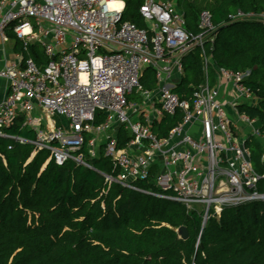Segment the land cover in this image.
Instances as JSON below:
<instances>
[{
	"label": "built area",
	"instance_id": "2783aa9c",
	"mask_svg": "<svg viewBox=\"0 0 264 264\" xmlns=\"http://www.w3.org/2000/svg\"><path fill=\"white\" fill-rule=\"evenodd\" d=\"M110 1L0 0V41L8 40V30L21 41L15 59L0 67L7 88L0 135L45 148L56 163L72 158L88 165L78 150L87 142L96 156L102 144L117 168L104 174L107 181L196 209L202 225L224 206L264 200L257 189L264 173L254 170L245 144L263 135L257 118L238 110L239 103L256 102L243 83L249 71L218 66L215 82L205 77L189 98L174 90L184 54L198 47L204 69L210 62L204 56L216 31L210 10H200L192 33L173 1L144 0L139 11L146 27L122 18V0L112 7ZM229 17L264 22V11L237 10ZM32 43L45 62L30 55ZM145 67L153 70V88L141 82ZM19 113L34 139L3 132ZM164 115L179 120L159 136L151 126ZM120 128L128 135L123 147ZM141 179L156 189L138 187Z\"/></svg>",
	"mask_w": 264,
	"mask_h": 264
},
{
	"label": "trees",
	"instance_id": "16d2710c",
	"mask_svg": "<svg viewBox=\"0 0 264 264\" xmlns=\"http://www.w3.org/2000/svg\"><path fill=\"white\" fill-rule=\"evenodd\" d=\"M122 1V18L146 27L139 11L144 0ZM169 1L182 11L192 33L203 8L210 10L216 25L212 42L205 46L210 62L204 69L198 47L184 54V74L174 90L189 98L205 77L210 85L215 82L218 66L248 70L243 83L256 102L239 103L238 110L256 117L264 135V22L229 17L237 10L260 13L264 0ZM7 35L16 38L19 50L20 39L10 30ZM29 52L39 64L45 62L39 44H30ZM140 79L144 87H155L150 67ZM178 120L164 115L151 128L165 136ZM2 130L35 137L21 113ZM118 139V146H125L128 135L122 128ZM245 144L254 170L263 174V143L249 137ZM78 151L88 165L72 158L56 163L49 150L0 135V264H264L263 199L224 206L219 217L202 225L196 209L107 181L104 174H116L117 168L103 154L102 144L96 156L89 154L87 142ZM135 182L156 189L147 180ZM257 189L264 192V178ZM181 225L187 228L186 238L178 234Z\"/></svg>",
	"mask_w": 264,
	"mask_h": 264
},
{
	"label": "crops",
	"instance_id": "0c3cea01",
	"mask_svg": "<svg viewBox=\"0 0 264 264\" xmlns=\"http://www.w3.org/2000/svg\"><path fill=\"white\" fill-rule=\"evenodd\" d=\"M116 2V0H114ZM18 52L16 46V38L14 36H8L6 42L0 41V67L5 62H10L15 59V54ZM7 93L6 83L0 78V99H2ZM39 113V111H37ZM46 126V124L44 125Z\"/></svg>",
	"mask_w": 264,
	"mask_h": 264
},
{
	"label": "water",
	"instance_id": "95a60500",
	"mask_svg": "<svg viewBox=\"0 0 264 264\" xmlns=\"http://www.w3.org/2000/svg\"><path fill=\"white\" fill-rule=\"evenodd\" d=\"M177 231H178V234H179V236L181 238H186L187 235H188L187 228L184 225L179 226L178 229H177Z\"/></svg>",
	"mask_w": 264,
	"mask_h": 264
},
{
	"label": "rangeland",
	"instance_id": "374dc122",
	"mask_svg": "<svg viewBox=\"0 0 264 264\" xmlns=\"http://www.w3.org/2000/svg\"><path fill=\"white\" fill-rule=\"evenodd\" d=\"M260 141L263 143V147H264V135L260 137Z\"/></svg>",
	"mask_w": 264,
	"mask_h": 264
},
{
	"label": "bare ground",
	"instance_id": "6f19581e",
	"mask_svg": "<svg viewBox=\"0 0 264 264\" xmlns=\"http://www.w3.org/2000/svg\"><path fill=\"white\" fill-rule=\"evenodd\" d=\"M110 4H111V5H115L116 2H115L114 0H111V1H110Z\"/></svg>",
	"mask_w": 264,
	"mask_h": 264
},
{
	"label": "clouds",
	"instance_id": "9594fccd",
	"mask_svg": "<svg viewBox=\"0 0 264 264\" xmlns=\"http://www.w3.org/2000/svg\"><path fill=\"white\" fill-rule=\"evenodd\" d=\"M112 6H114V5H110V7H112Z\"/></svg>",
	"mask_w": 264,
	"mask_h": 264
}]
</instances>
